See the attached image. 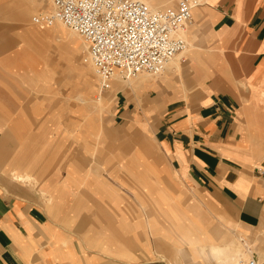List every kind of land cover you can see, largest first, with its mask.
<instances>
[{"label": "crops", "instance_id": "crops-1", "mask_svg": "<svg viewBox=\"0 0 264 264\" xmlns=\"http://www.w3.org/2000/svg\"><path fill=\"white\" fill-rule=\"evenodd\" d=\"M199 1L179 66L105 92L102 139L58 104L74 39L0 14V264H173L190 225L218 264L264 255L238 236L264 233V0Z\"/></svg>", "mask_w": 264, "mask_h": 264}, {"label": "built area", "instance_id": "built-area-1", "mask_svg": "<svg viewBox=\"0 0 264 264\" xmlns=\"http://www.w3.org/2000/svg\"><path fill=\"white\" fill-rule=\"evenodd\" d=\"M51 10L32 17L36 26L60 22L81 37L98 79V95L115 76L127 80L140 73L160 75L166 64L187 49L181 32L192 20L199 0H177L175 6L150 10L137 0H50ZM243 264H264L250 257Z\"/></svg>", "mask_w": 264, "mask_h": 264}, {"label": "rangeland", "instance_id": "rangeland-1", "mask_svg": "<svg viewBox=\"0 0 264 264\" xmlns=\"http://www.w3.org/2000/svg\"><path fill=\"white\" fill-rule=\"evenodd\" d=\"M175 2L177 0H174ZM48 2V3H47ZM174 2V3H175ZM170 7V6H169ZM168 7H164L162 9H165ZM25 9V14L26 18L28 20V23L31 24L32 26L40 29L39 27H37L36 25L33 24L32 22V17L38 13H42V12H47L51 9V1L50 0H46V2H44V4H39L36 0H0V14H14V15H18L20 14L21 11H23ZM28 13V14H27ZM60 26L54 25L50 28L57 30V31H62L64 34H66L67 36H69V42H70V38L72 37L74 39V42L72 43L73 45V50H76V47L78 49V92H73L72 95L68 94L62 96L63 98H59L58 100V104H62V108L64 111L68 110V106L70 104H74L77 106L76 109H78L79 111H94L95 113V136L97 139L103 137V135H107L108 133H104V132H108V118L106 117V113H109L110 111H112V97H109V93L105 95V92L102 93L101 96H99L98 94V88H99V84H98V79L95 75L94 69L91 66V64L89 62H85L84 58L86 56V52H87V46L84 43V41L81 39V37L79 35H77L76 33L72 32L71 30L65 28L63 25L59 24ZM50 28H46V29H50ZM189 26H187L186 31H185V35L187 37V30H188ZM185 40V36L181 35ZM188 38V37H187ZM189 40V39H188ZM187 42V41H186ZM188 47L190 48V45H188ZM64 50H65V45H64ZM188 51V49L186 50V52ZM186 52L184 54H181L177 57V59H179L181 56L185 55ZM66 71H64V76L66 75ZM148 78H152V77H158L160 75H151V74H147V73H140ZM164 74V72L162 73ZM85 75V76H84ZM87 75V79H85ZM139 76V74L137 75V77ZM136 78H130L129 80H123L118 76H115L112 81H111V87H112V83L114 81H119V82H123V83H127V82H131L133 81V79ZM65 82V79H64ZM89 83V84H88ZM66 88V84L64 83V89ZM70 88H68L69 90ZM107 92V91H106ZM79 96L83 97L84 101H81L79 98ZM77 98V99H76ZM61 100V101H60ZM97 103V104H96ZM102 105L104 106V109H102ZM95 107V108H93ZM99 109V110H97ZM149 146H151L150 144H148ZM17 176V175H16ZM14 180H18L15 175H14ZM19 182H21L20 180H18ZM217 208H220L219 205H217ZM218 210H222V214L223 216L229 220L232 225V227H234L233 225H235L232 222V215L231 212L228 211V209L225 206H221V209ZM237 233V232H236ZM234 234V232H233ZM238 236L240 239H243L240 242V247L241 244L244 243L243 246V251L245 253H247V249H250L251 251H256V247L258 248L261 245V242L263 240L264 237V233L262 232L261 234L257 235V233H250V231H246V230H241V228H238ZM246 234V235H244ZM236 235V234H235ZM244 235V236H243ZM243 236V237H242ZM238 238V239H239ZM239 241V240H237ZM259 245V246H257ZM255 249V250H254ZM259 258V256H256ZM250 258V256L248 254H245L244 257H242V259L240 260V264H243L245 261H247ZM264 258V255L260 256L259 259ZM167 264V263H166Z\"/></svg>", "mask_w": 264, "mask_h": 264}, {"label": "bare ground", "instance_id": "bare-ground-1", "mask_svg": "<svg viewBox=\"0 0 264 264\" xmlns=\"http://www.w3.org/2000/svg\"><path fill=\"white\" fill-rule=\"evenodd\" d=\"M36 1L39 4H44V2H46V0H36ZM137 1H141V2L145 3L148 6V8H150V10H159V9L164 8V7L173 6L174 2H175L174 0H137ZM176 3H177V1L175 2V5H176ZM24 12H25V9L20 12V15H24L25 14ZM59 24L63 25L60 22H56L54 25L60 26ZM63 26L65 28H67L65 25H63ZM67 29H69V28H67ZM185 31H186V29L181 32V35H184ZM188 45H190V44H188V42H187V49H188ZM186 50L183 53H181V54H184L186 52ZM181 54H179V55H181ZM179 55H177L174 58H172L166 64L165 69L167 71H170L169 69H171L173 67L179 66L178 65L179 62H178V59H177V57ZM165 69H164V71H165ZM87 78L88 77L86 75L85 79H87ZM87 81H88V79H87ZM78 99H80L81 101H84L83 97H81V96H79ZM93 108H95V107H93ZM102 109H104L103 105H102ZM97 110H99V109H97ZM257 170L262 171L261 168H258ZM17 179L20 180L21 182H24V183H31L32 182V183L36 184L32 177L24 176V177H17ZM176 227H178V226H176ZM173 233H174L173 234L174 235V241L173 242H171V241L169 242L171 247L173 246V249H169L168 250L170 252L174 251V256H175L174 260L175 261H173V264H218V262H217L218 258L216 257L215 249L206 248V245H205L206 235H205L204 230L199 229V228L195 227L194 225H190V227L189 226L188 227L185 226L184 230L176 228V230H174ZM207 235H209V234H207ZM237 253H238V251H237ZM242 257L243 256L239 257V261L237 262L238 264H240V262H241L240 260L242 259ZM163 258H164V256H163ZM225 258H227V257H225ZM223 260H224V258H223ZM231 262H232V264H235L233 262V260Z\"/></svg>", "mask_w": 264, "mask_h": 264}]
</instances>
